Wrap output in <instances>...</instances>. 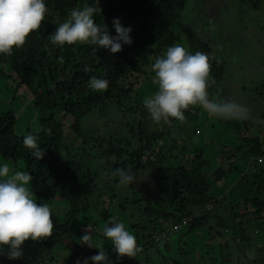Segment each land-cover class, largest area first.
<instances>
[{"label": "trees", "instance_id": "trees-1", "mask_svg": "<svg viewBox=\"0 0 264 264\" xmlns=\"http://www.w3.org/2000/svg\"><path fill=\"white\" fill-rule=\"evenodd\" d=\"M245 1H253L251 8L259 9L264 0ZM186 2L98 0L96 6L101 13L94 17L96 23L109 28V22L115 16L127 18L126 21L131 23L133 43L124 45L119 53L110 54L87 44L57 47L50 41V35L73 10L95 6L94 0H46L48 13L41 27L30 33L24 45L14 48L11 55H0V78L12 83L15 88L12 96L27 95L34 102L33 107L41 113L37 130L27 129L24 134L16 129L14 112L0 113V163H24L25 172L32 176L30 190L36 201L51 208L54 223L50 237L24 243V255L20 260H9L5 251L0 255V264H55L51 254L64 239L74 244L72 248L64 246V262L84 264L85 259L96 255L98 250L79 246L78 236L85 232L79 227L73 234V229L77 228L79 221L84 222L83 227L87 226L95 237L103 229L99 223L111 226L112 217L115 222L131 229L141 252L135 258L117 257L111 264H173L165 254L171 250L170 242L174 236L165 240L163 231L192 218L198 209L218 208L219 201L209 196L211 185L223 182L227 174L238 172L234 167L239 160L246 166L243 169L245 175L236 184L239 201L230 208L220 206L227 209L226 215L213 216L217 228L223 229L217 237L229 232L234 248L231 250L227 242L220 247L227 252L221 254L218 261L213 260L210 249L183 264H233L234 257L235 264H264V248H256L255 259L246 256L247 250L255 248L247 228L251 223L257 225L258 231L264 227V171L255 174L264 161L260 138L244 139L231 150L220 148L219 167L209 174V169L196 165L197 160L202 159V150L197 156L184 155L189 151L183 139L184 124L180 127V134H175V131L179 132L175 129L178 125L189 121L191 107L185 110L183 122L173 120L162 130L158 127L151 129L148 112L132 98L143 89L144 78L155 77L152 71L155 60L161 58L169 47L178 42L181 45V35L175 33L174 25L180 21ZM109 34L115 35L110 28ZM186 50L193 54L199 51L195 47ZM205 53L210 64V95L222 81L226 64L219 55ZM92 77L108 80V88L103 92L92 90L88 83ZM112 116L119 120L112 121ZM93 117L109 120L104 122L108 131L98 141L106 143V151L93 148L95 156L92 157L88 153L91 147L89 151L86 148L97 139L94 140V134L82 123ZM221 121L230 124L225 119ZM112 128L120 130L122 139ZM29 134L38 137V144L44 150L39 161L23 146V139ZM75 141L81 145H75ZM62 153L65 156L62 157ZM101 155L105 158L101 169L104 177L100 180L106 186H121L115 175L116 169L130 170L136 177L134 183L125 186L129 192L124 198H118L115 193H103L97 188L99 173L92 172L87 165ZM259 159L261 164H257ZM175 160L179 165H171ZM226 164L229 165L227 173ZM208 214L193 219L188 225L190 230L203 227ZM236 223L241 228L239 235L233 234ZM102 238L111 244L104 236Z\"/></svg>", "mask_w": 264, "mask_h": 264}, {"label": "rangeland", "instance_id": "rangeland-1", "mask_svg": "<svg viewBox=\"0 0 264 264\" xmlns=\"http://www.w3.org/2000/svg\"><path fill=\"white\" fill-rule=\"evenodd\" d=\"M253 2V1H252ZM252 2L245 0H187L184 5L183 11L180 13V21L174 25L175 33L181 35V45L185 49L195 47L199 51L209 52L213 55H219L225 61V73L222 81L217 88L211 91L209 99L212 102L221 103L229 102L244 109V112L239 118H234L238 122H234V119H226L230 122L226 124L221 119L212 117L207 111L201 108L199 105L190 106L192 109L191 117L186 123L183 122L175 128L179 132L175 131V134H180V127L184 124L183 139L189 151L184 155L197 156L201 150L202 159L197 160L196 165H201L204 169H209L211 174L217 167H219V150L220 148L232 149L233 145L237 143L242 144L244 139L251 137H259L261 144L264 147V1L262 7L259 9H252ZM115 18H119L122 25L130 27V22H127V18L121 16H115L109 22V28L112 29V21ZM180 42H178L179 44ZM180 45V44H179ZM210 50V51H208ZM166 53V52H165ZM162 54L161 58L165 55ZM144 78V77H143ZM145 84L143 89L138 91L133 98L140 107L144 106V101L147 98H151L158 89L155 83V77L151 79L144 78ZM14 86L10 81L0 78V113H7L11 110L17 116V127L19 133H26L27 129L37 130L38 120L41 117L39 109L33 107V101L29 100L25 94H17L15 97ZM32 101V102H31ZM125 109V108H124ZM123 109V110H124ZM57 113V112H53ZM114 116L116 114H113ZM118 115V114H117ZM121 118V115H118ZM109 118L93 117L83 121L82 125L90 133L94 135V140L97 142L91 143L88 152L93 155L95 151H106V143L98 142L100 138H103L108 131L104 126ZM118 118L112 116V121H118ZM150 128L162 130L166 127V123H154L150 118ZM235 123V124H234ZM119 127V126H118ZM122 139L120 130L112 128ZM112 131V130H111ZM69 142V141H68ZM75 145H81L75 141ZM65 154L62 153V157ZM105 156L101 155V158L97 156V159L90 160L87 165L88 168L95 173H99V180L96 181L97 188L104 191L106 194L115 193L118 198H124L128 194V190L125 186L110 187L106 186L103 182L104 174L101 173L103 161ZM167 158V163H169ZM189 163L187 160H185ZM10 168V172L25 171V166L22 161L16 163L2 162ZM234 163V162H232ZM171 165H179L177 160L171 162ZM255 171V174L259 171H264V161ZM235 166V165H234ZM233 166V167H234ZM239 166V168H238ZM238 172L233 174H227V177L223 182H217L212 184L209 192V196L219 201L220 206L230 208L237 203L240 196L237 194V181L241 176L246 173L245 164L241 160L237 162L236 167ZM229 165L226 164L225 172L227 173ZM211 170V171H210ZM208 172V171H207ZM264 176V173H263ZM144 177V176H142ZM142 179V178H140ZM106 186V188L104 187ZM238 200V201H237ZM104 201L108 199L104 198ZM38 204L40 202L36 201ZM211 208L207 218V223L198 229H195L196 234L190 238L185 233L182 237H186L183 241H180L178 237L171 238L173 242H170L171 250H169L165 256L169 259V262L173 264L184 262H191V259L200 257L206 254L210 249L212 250L213 260H219L221 254H226L227 250L220 248L229 242V247L232 250L234 248L233 242L230 241V233L222 234L221 237H217V233H223V229L217 228L213 216L221 217L226 215L227 209L225 207ZM211 206H209L210 208ZM54 208V207H53ZM92 214V213H91ZM124 217V215H122ZM77 228L73 229V234H76L82 228L86 234L87 226L83 227L84 222L79 221ZM115 222V217L109 221ZM118 222V221H117ZM100 228H104L106 224L100 222ZM104 224V225H102ZM237 225V223H236ZM239 225V224H238ZM236 226L233 234L239 235L241 228ZM256 224L251 223L247 228V233L252 237L251 241L255 245V248L247 250L246 256L250 260L257 257V247L264 248V227L256 229ZM133 235L134 233L130 228H126ZM72 231V230H71ZM98 231V230H97ZM83 235L78 236V245L88 248L81 244L80 238ZM103 237V229L97 232L94 237V242H99V246L104 249L108 256V264L115 263L117 255L112 249L110 243L105 242ZM254 238V239H253ZM170 240V239H169ZM180 243H178L179 241ZM210 242V243H209ZM209 243L208 245H206ZM68 245L69 248L73 247V242L68 239H64L61 244L51 254L54 257L55 264H66L64 262L66 253H64V246ZM206 245V246H205ZM196 247V248H195ZM194 249V250H193ZM31 256V255H30ZM207 256V255H206ZM205 256V257H206ZM178 260V262H176ZM233 264H235V257L233 258Z\"/></svg>", "mask_w": 264, "mask_h": 264}, {"label": "clouds", "instance_id": "clouds-1", "mask_svg": "<svg viewBox=\"0 0 264 264\" xmlns=\"http://www.w3.org/2000/svg\"><path fill=\"white\" fill-rule=\"evenodd\" d=\"M97 2L94 0L95 6L73 10L69 18L50 35L51 43L57 47L87 44L107 50L110 54L119 53L124 45H131L132 28L122 25L119 18L112 21L115 35L109 34L106 25L96 23L94 17L101 13ZM47 13L46 0H0V55H11L14 48L23 46L29 34L41 27ZM152 71L158 91L144 101V108L154 123L183 122L185 110L193 105H199L212 117L225 120L239 118L244 112L243 108L233 103H216L209 99L210 64L208 54L203 51L193 54L179 44L171 46L162 58L155 60ZM88 83L96 92H103L109 86L108 80L96 77ZM23 146L36 160L43 158L44 150L39 146L37 136L26 135ZM115 175L121 186L136 181L130 170L116 169ZM31 180L28 172H10L8 165L0 163V255L6 251L7 258L12 261L23 257L26 241H42L51 236L54 227L51 208L36 202L30 190ZM210 209H198L192 218L172 225L169 230L165 228L163 239L179 236L183 241L185 233L189 238L195 235L196 231L190 230L189 223L209 213ZM174 227L178 228L171 231ZM184 230L186 232L182 233ZM103 236L111 242L118 258H135L141 252L135 236L121 222L104 226ZM80 241L88 248L98 250L96 255L85 259L84 264H89V261L91 264H108L106 252L94 242V234L89 228Z\"/></svg>", "mask_w": 264, "mask_h": 264}, {"label": "built area", "instance_id": "built-area-1", "mask_svg": "<svg viewBox=\"0 0 264 264\" xmlns=\"http://www.w3.org/2000/svg\"><path fill=\"white\" fill-rule=\"evenodd\" d=\"M262 163V161L259 159L258 161H257V164H261ZM178 227H174V228H172L171 229V231H174V230H176Z\"/></svg>", "mask_w": 264, "mask_h": 264}]
</instances>
